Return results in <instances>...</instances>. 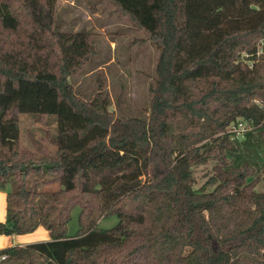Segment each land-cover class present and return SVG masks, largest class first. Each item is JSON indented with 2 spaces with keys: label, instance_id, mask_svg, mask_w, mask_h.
I'll return each instance as SVG.
<instances>
[{
  "label": "trees",
  "instance_id": "trees-1",
  "mask_svg": "<svg viewBox=\"0 0 264 264\" xmlns=\"http://www.w3.org/2000/svg\"><path fill=\"white\" fill-rule=\"evenodd\" d=\"M56 1L0 0V235L51 237L1 250L0 264H264V0H98L159 52L147 115L128 119L102 85L91 100L74 92L94 34L61 31ZM17 114L55 117L54 150L21 149Z\"/></svg>",
  "mask_w": 264,
  "mask_h": 264
},
{
  "label": "rangeland",
  "instance_id": "rangeland-1",
  "mask_svg": "<svg viewBox=\"0 0 264 264\" xmlns=\"http://www.w3.org/2000/svg\"><path fill=\"white\" fill-rule=\"evenodd\" d=\"M63 32H77L81 29L94 34L97 54L69 78V83L80 98L91 100L102 85V91L109 99V110L117 118H143L147 115L151 99L150 88L154 85L158 50L125 17L108 4L98 0H57L54 22ZM264 48V43L261 45ZM264 54V52H263ZM19 121V142L23 150L36 153L37 146L54 150L48 136L56 132V118L17 114ZM216 163L194 169V189L199 190L214 174ZM59 184L41 187V190H57ZM213 186L206 187L211 191ZM264 190V181L256 191ZM79 208L75 207L68 225V235L78 230ZM115 216L103 219L99 227L108 229L117 224Z\"/></svg>",
  "mask_w": 264,
  "mask_h": 264
},
{
  "label": "crops",
  "instance_id": "crops-1",
  "mask_svg": "<svg viewBox=\"0 0 264 264\" xmlns=\"http://www.w3.org/2000/svg\"><path fill=\"white\" fill-rule=\"evenodd\" d=\"M10 187L0 190V223L6 221V195ZM51 241L49 232L43 227H38L33 232L24 235H0V251L13 246H25L34 243Z\"/></svg>",
  "mask_w": 264,
  "mask_h": 264
},
{
  "label": "built area",
  "instance_id": "built-area-1",
  "mask_svg": "<svg viewBox=\"0 0 264 264\" xmlns=\"http://www.w3.org/2000/svg\"><path fill=\"white\" fill-rule=\"evenodd\" d=\"M264 43V39L260 40L259 44H258V49H257V53L256 56H259L261 54H263V47L261 46ZM254 62L253 61H248L247 65L249 68L253 67ZM249 130L248 126L244 123H238V125H233L230 127V131L235 134V138H243L244 134ZM2 260L4 259V257L1 258Z\"/></svg>",
  "mask_w": 264,
  "mask_h": 264
}]
</instances>
